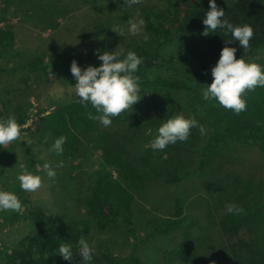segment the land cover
Instances as JSON below:
<instances>
[{
  "label": "rangeland",
  "instance_id": "obj_1",
  "mask_svg": "<svg viewBox=\"0 0 264 264\" xmlns=\"http://www.w3.org/2000/svg\"><path fill=\"white\" fill-rule=\"evenodd\" d=\"M140 3L153 5L154 0H141ZM137 7V4L129 6L126 0L0 1V27L12 30L11 49L18 52L16 56L10 52L1 64L6 68L12 63L25 65L29 57L43 51L47 64L65 61L62 62L65 67L58 69L67 70L73 59L83 68L89 64L98 65L97 56L102 52L115 48L140 49L142 35L129 36L126 31L129 20L139 19ZM114 20L118 23L114 24ZM107 27L110 28L108 32ZM120 28L125 30L123 36H120ZM111 29H117L116 33ZM127 41L129 46H125ZM259 56L264 59V51ZM165 57L164 67L160 69L165 76L183 78L190 74L192 63L188 57H179L174 50ZM9 72L12 70L7 71L8 75ZM25 73L28 75L26 81L15 83L13 77L8 79L10 91L7 88L4 94L6 107L12 109L23 104L31 118L23 125L27 129L21 132V140L0 148V188L15 192L18 197L23 196L27 203L21 202L19 211L0 212V244L15 246L23 236L32 233L34 224L26 214L29 204L46 213H54L64 224L87 217L83 202L91 194L93 172L100 162L104 142L152 177L142 191L134 195L129 215L131 223H109L103 228L92 226L89 234L83 237L95 244L91 264H105L102 256L105 250L119 258L133 253L146 264H231L226 259L225 240L218 224L225 211L224 205L239 202L237 183L233 192L235 176L248 180L252 187L262 184L264 159L256 150L227 148L225 154H219L223 151L221 147L216 155L218 160L213 158L204 176L193 173L178 183L180 175L190 173L196 162V155L191 152L197 136L193 135L191 145L181 151H171L169 145L163 150H154L151 140L156 129L150 130L148 124L140 123L142 129L135 130L132 124H137L135 117L138 113L132 107L128 109L125 121H112L104 127L96 120L90 132L79 135L76 153L60 158L50 150L54 136L48 131L34 129L32 124L40 109L47 112L77 99L73 86L75 80L71 75ZM179 108L177 114L187 117L183 108ZM141 140L144 146L138 143ZM144 150L149 153L146 167L138 157ZM45 161L56 172L52 178L42 170ZM20 164L41 177V186L35 192L20 189L16 180ZM168 179L174 183L168 184ZM183 215L189 219L184 225L166 234L150 235L154 225ZM128 227L133 234L129 233ZM55 256V264H83L79 255H73L71 262L62 259L58 253ZM0 264H4L1 257Z\"/></svg>",
  "mask_w": 264,
  "mask_h": 264
},
{
  "label": "trees",
  "instance_id": "obj_2",
  "mask_svg": "<svg viewBox=\"0 0 264 264\" xmlns=\"http://www.w3.org/2000/svg\"><path fill=\"white\" fill-rule=\"evenodd\" d=\"M0 1L17 3L22 0ZM215 3L224 10L225 18L229 22L234 25L248 24L253 28L254 35L247 49L239 48L236 41H226L231 39V36L225 35L222 29H217V33L207 36L201 34L208 0H154L153 5L137 4L138 17L144 21L143 32H146L149 38L147 41L141 38L143 45L140 49H135V52L143 57V63L137 72L143 96L140 97L142 100L139 99L140 101L132 105L138 113L135 117L137 124H132V127L137 131L141 130L142 123L148 124L150 130H154L162 120L175 116L181 106L183 114L193 117L204 128L203 134L197 128H192L187 141H177L169 145L171 151H181L191 145L189 142L195 137L193 135L198 138L191 152L196 155V162L189 170L190 175H180L178 183L186 177H191L193 173L205 175L213 158L218 160L216 155L222 148L223 151L219 154H225L224 149L227 148L254 149L264 159V87L246 90L242 94L246 108L239 114L224 109L214 101H205L201 95L205 84L211 80L210 67L215 63L225 43L236 48V57L243 55V58L255 61L264 69V59L259 56L264 51V0H215ZM116 21L113 23L116 24ZM108 31L110 28L107 27ZM12 39V30L9 27H0V118L13 116L22 132L27 129L23 125L31 117L23 104H18L12 109L5 106L4 94L6 95L7 88L10 91L11 84L8 79L13 77L15 83L26 81L28 75L25 72L42 76L53 73L71 74L69 67L67 70L58 69L60 66L65 67L62 64L66 63L65 61H51L47 64L43 51L29 57L25 65L12 63L10 68L4 67L1 64L3 58L10 52H14V56L18 55L16 50L11 49ZM173 44L176 47L173 48ZM125 46H129L128 41ZM172 50L177 52L179 57L185 56L191 60L192 68L186 77L173 78L161 72L160 69L166 62L165 56L172 53ZM11 70L8 75L7 71ZM89 111L94 113L90 105L73 99L47 112L40 109L32 125L34 129L50 132L54 138L63 135L66 139L59 156L66 158L73 152L76 153L79 135L90 132L95 126L96 121L89 120L86 116ZM128 112L129 110H126L112 117V121H125ZM138 143L144 146L142 140ZM101 145V159L93 172L91 194L83 202L88 216L73 220L71 224H64L60 222L61 217L46 213L28 202L30 208H27L26 214L32 219L34 228L32 233L23 236L15 246L0 244V257L4 264H55V251L61 243L72 245L73 255H78L77 242L89 234L92 226L103 228L109 223L130 222L134 195L142 191L152 174L141 170L134 161L126 159V156L106 143L102 142ZM138 157L146 167L149 163L147 150L142 151ZM224 160L226 163V158ZM234 178L233 192L237 183L239 195V202L235 205L242 211L236 214L224 211L218 224L225 240L223 249L226 259L231 264H264V176L262 184L253 187L249 186L248 180H241L240 175ZM166 182L170 184L174 183V180L168 179ZM18 198L20 202L27 203L23 196ZM188 220L187 215L163 220L153 226L150 235L166 234L184 225ZM128 231L133 234L129 227ZM144 240L146 242V239ZM108 251L105 250L102 255L105 264H146L133 253L119 258Z\"/></svg>",
  "mask_w": 264,
  "mask_h": 264
},
{
  "label": "clouds",
  "instance_id": "obj_3",
  "mask_svg": "<svg viewBox=\"0 0 264 264\" xmlns=\"http://www.w3.org/2000/svg\"><path fill=\"white\" fill-rule=\"evenodd\" d=\"M141 0H126L131 6L140 3ZM202 35L217 33L222 29L225 35L231 36L226 41H236L241 49L249 47V41L253 38V28L248 24H236L225 18L222 8H219L215 0H208V10L204 13ZM144 21L137 19L127 22V34L129 36L142 35L144 41L148 40V34L143 32ZM116 33L117 29H111ZM124 29L120 28V36L124 35ZM236 48L225 43L215 63L210 67L211 80L202 89V99L214 101L226 110L239 114L246 108L243 98L245 91H252L257 87H264V69L253 60H246L243 55L236 57ZM100 63L96 66L87 65L83 69L73 59L69 63V72L75 80V97L85 105H90L94 113L89 111L86 116L89 120L96 121L107 127L112 122V117L121 112L132 109L141 96L140 77L137 75L139 66L143 63V57L133 50L123 48L105 51L97 56ZM197 128L201 134L204 128L191 117L182 114L169 117L158 125L156 133L151 140L154 150H163L167 145L177 141L185 142L189 137L190 129ZM21 128L13 116L0 118V148L13 141L21 140ZM63 135L56 137L50 146V150L60 155L65 143ZM59 166V165H57ZM42 170L49 178L56 175L54 169L47 161L41 165ZM21 190L35 192L41 186V177L28 170L24 164L19 165L16 175ZM21 202L15 192L0 188V212L19 211ZM224 210L229 214L240 213L242 210L232 202L224 205ZM76 252L83 264H91L95 253V244L84 238L77 242ZM62 259L71 262L73 258L72 245L61 243L57 251Z\"/></svg>",
  "mask_w": 264,
  "mask_h": 264
}]
</instances>
